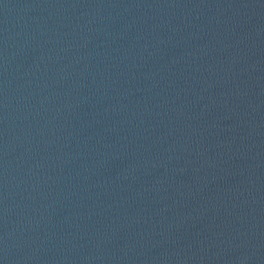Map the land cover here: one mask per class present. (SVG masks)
<instances>
[{
	"label": "water",
	"instance_id": "95a60500",
	"mask_svg": "<svg viewBox=\"0 0 264 264\" xmlns=\"http://www.w3.org/2000/svg\"><path fill=\"white\" fill-rule=\"evenodd\" d=\"M0 264H264V0H0Z\"/></svg>",
	"mask_w": 264,
	"mask_h": 264
}]
</instances>
